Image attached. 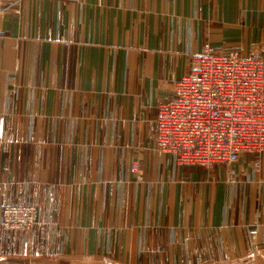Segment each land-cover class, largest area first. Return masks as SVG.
Instances as JSON below:
<instances>
[{
    "label": "crops",
    "instance_id": "crops-1",
    "mask_svg": "<svg viewBox=\"0 0 264 264\" xmlns=\"http://www.w3.org/2000/svg\"><path fill=\"white\" fill-rule=\"evenodd\" d=\"M207 44L264 52V0H0V264L264 257V152L205 168L157 146ZM8 203L38 207L32 231L2 226Z\"/></svg>",
    "mask_w": 264,
    "mask_h": 264
},
{
    "label": "built area",
    "instance_id": "built-area-1",
    "mask_svg": "<svg viewBox=\"0 0 264 264\" xmlns=\"http://www.w3.org/2000/svg\"><path fill=\"white\" fill-rule=\"evenodd\" d=\"M155 127L158 149L179 165L210 168L263 153L264 52H216L207 44L191 54L173 98L158 106ZM37 221L35 204L4 206L1 224L8 231L30 232Z\"/></svg>",
    "mask_w": 264,
    "mask_h": 264
},
{
    "label": "rangeland",
    "instance_id": "rangeland-1",
    "mask_svg": "<svg viewBox=\"0 0 264 264\" xmlns=\"http://www.w3.org/2000/svg\"><path fill=\"white\" fill-rule=\"evenodd\" d=\"M262 259H264V257H257V259L253 262V263H225V264H264L262 263Z\"/></svg>",
    "mask_w": 264,
    "mask_h": 264
}]
</instances>
